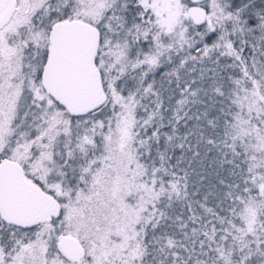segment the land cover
Returning a JSON list of instances; mask_svg holds the SVG:
<instances>
[{"label":"snow or ice","instance_id":"snow-or-ice-1","mask_svg":"<svg viewBox=\"0 0 264 264\" xmlns=\"http://www.w3.org/2000/svg\"><path fill=\"white\" fill-rule=\"evenodd\" d=\"M0 264H264V0H0Z\"/></svg>","mask_w":264,"mask_h":264}]
</instances>
